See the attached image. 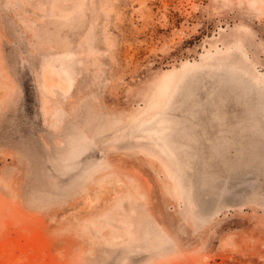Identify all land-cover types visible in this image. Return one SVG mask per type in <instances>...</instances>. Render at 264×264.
Listing matches in <instances>:
<instances>
[{"label": "rangeland", "instance_id": "374dc122", "mask_svg": "<svg viewBox=\"0 0 264 264\" xmlns=\"http://www.w3.org/2000/svg\"><path fill=\"white\" fill-rule=\"evenodd\" d=\"M0 264H264V0H0Z\"/></svg>", "mask_w": 264, "mask_h": 264}]
</instances>
